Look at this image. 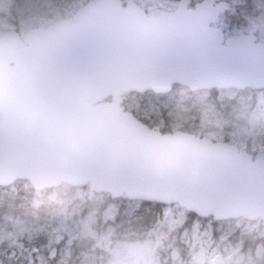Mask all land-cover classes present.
I'll use <instances>...</instances> for the list:
<instances>
[{"label": "water", "instance_id": "95a60500", "mask_svg": "<svg viewBox=\"0 0 264 264\" xmlns=\"http://www.w3.org/2000/svg\"><path fill=\"white\" fill-rule=\"evenodd\" d=\"M87 0L71 18L0 30V186L87 185L176 203L199 217L264 221V155L125 109L128 92L264 89V40L226 35L227 0Z\"/></svg>", "mask_w": 264, "mask_h": 264}, {"label": "rangeland", "instance_id": "374dc122", "mask_svg": "<svg viewBox=\"0 0 264 264\" xmlns=\"http://www.w3.org/2000/svg\"><path fill=\"white\" fill-rule=\"evenodd\" d=\"M86 1L0 0V30L15 29L21 37L28 28L71 18ZM134 1L145 10H171L178 3ZM228 1L232 6L260 7L262 13L244 16L243 23L234 22L226 35L251 31L264 40V5L260 3L264 0ZM232 12L239 13L236 8ZM221 23L224 27V21ZM187 90L177 85L161 94L129 92L122 102L153 129L170 132L189 128L186 131L234 144L254 157L264 155V89ZM17 186L13 183L4 189L9 203L0 216V244L5 243V249L17 247L16 255L25 254L23 246L27 248L33 237L42 234L55 246L50 255L58 249V264H66L73 241L84 246L79 253L81 264H264L262 220L191 217L187 227H181L189 215L178 205L165 204L160 220L143 229L130 224L140 200L61 184L55 190H33L31 207L18 211L14 202ZM31 261L29 258L27 264Z\"/></svg>", "mask_w": 264, "mask_h": 264}, {"label": "trees", "instance_id": "16d2710c", "mask_svg": "<svg viewBox=\"0 0 264 264\" xmlns=\"http://www.w3.org/2000/svg\"><path fill=\"white\" fill-rule=\"evenodd\" d=\"M195 1L197 0H192V2H195ZM228 3L230 4V8L221 14V20L224 21L225 23V26L224 27L222 26L224 31H227V29H229V27H231L234 22L241 20V23H243V21L245 20L244 16H248V15L252 16L255 14L262 13L260 11V7H251V6L249 7L247 4L243 6H235V5L232 6V4L229 1ZM260 3L264 5V1H260ZM234 8H236V10L239 13L232 12ZM240 16L242 17L240 18ZM176 86H177L176 84L173 85V88ZM215 90H216L215 88L210 89V92H214ZM140 119L146 122V120H143V118H140ZM186 130H189V128H186ZM23 182H24L23 180H17L14 182L16 185H18L17 186L18 188L16 190L15 199H14L16 210L18 211H20L23 207L30 208L31 203L33 201V194H34L33 189L28 184H24ZM81 187H85V186H81ZM58 188H59V185L46 188L45 191L55 190ZM4 189H6V187L0 186V216L6 211L8 207V203H9V196L7 195V193L4 192ZM164 206L165 204H162L160 202L140 200L139 206L135 209L134 213L131 216L130 224L137 225L143 229H146L148 227H153L162 217V211H163ZM102 208H103V205L99 207V211H101ZM185 212L189 215V217L186 220V222L182 224L181 227H187L186 225L189 224V220L191 219V217L198 218V219L204 218V217H199L190 211L185 210ZM213 222L216 223V221H213ZM142 235L143 234H141V236ZM30 242L31 244L30 246H27V248L23 246L25 254H17V255L15 253L17 247L12 246V247H8L7 249H5L4 247L5 243H1L0 244V264H27L29 258L32 260L30 264H58L59 263L61 255L59 254L58 249L55 251L54 254L50 255V251L53 248H55V246L49 243L46 235H42V234L37 235L33 237ZM60 242L61 241H59V243ZM81 248H84V246H81L76 241H73L70 244L69 257H68L66 264H81V262L79 261L80 260L79 253H80ZM39 255L41 256L40 262H38ZM170 257L171 258L174 257L173 253L170 254Z\"/></svg>", "mask_w": 264, "mask_h": 264}]
</instances>
